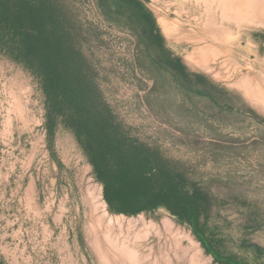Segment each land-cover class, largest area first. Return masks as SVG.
I'll return each mask as SVG.
<instances>
[{"label": "rangeland", "instance_id": "rangeland-1", "mask_svg": "<svg viewBox=\"0 0 264 264\" xmlns=\"http://www.w3.org/2000/svg\"><path fill=\"white\" fill-rule=\"evenodd\" d=\"M138 1L145 25L120 0L49 3L98 106L151 153L148 186L157 192L170 173L171 185L211 204L213 193L264 185V0ZM53 105L41 75L0 48L1 214L45 220V230L34 226L45 241L27 242L29 259L24 243L15 251L0 240L2 264H218L178 207L112 211L69 114L49 131ZM200 220L242 235L234 220Z\"/></svg>", "mask_w": 264, "mask_h": 264}, {"label": "trees", "instance_id": "trees-1", "mask_svg": "<svg viewBox=\"0 0 264 264\" xmlns=\"http://www.w3.org/2000/svg\"><path fill=\"white\" fill-rule=\"evenodd\" d=\"M120 2H126L130 13L146 24L147 15L138 0ZM59 16L49 0H0V48L41 75L48 102L54 104L48 112L49 131L69 114L67 125L75 128L112 211L134 214L158 205L178 207L179 220L193 229L206 252L219 264H234L235 251L226 246L235 244L233 238L221 235L215 227L207 231L200 220L208 205L201 192L171 185L170 173H164L167 179L159 183L157 192L148 186L153 178L151 153L124 134L108 107L98 106L72 35L61 30ZM176 80L190 85L180 72Z\"/></svg>", "mask_w": 264, "mask_h": 264}, {"label": "crops", "instance_id": "crops-1", "mask_svg": "<svg viewBox=\"0 0 264 264\" xmlns=\"http://www.w3.org/2000/svg\"><path fill=\"white\" fill-rule=\"evenodd\" d=\"M234 192L235 194L225 196H218L212 192L213 200L211 204L209 202L203 208L202 217L207 218L214 214L222 216L224 220H234V223L239 226L241 237L238 239L230 236L238 246L234 254V264H264V185L240 186ZM1 210L0 240L3 237L9 239L15 251L21 242L22 245L24 243L25 249L22 253L25 252L29 259L31 253L27 250V242L36 239L45 241V232L37 235L36 238L34 236L35 223L45 230V220H13L10 219L11 213H8L9 216L6 217L1 214ZM5 226L6 229H3ZM209 255L214 260L213 255ZM13 256L17 258L18 254L15 252ZM216 262L219 264V261ZM0 264H2L1 261Z\"/></svg>", "mask_w": 264, "mask_h": 264}, {"label": "bare ground", "instance_id": "bare-ground-1", "mask_svg": "<svg viewBox=\"0 0 264 264\" xmlns=\"http://www.w3.org/2000/svg\"><path fill=\"white\" fill-rule=\"evenodd\" d=\"M208 31V30H207ZM189 232V231H188ZM186 238H187V240L191 243L192 242V240L188 237V235H184Z\"/></svg>", "mask_w": 264, "mask_h": 264}]
</instances>
